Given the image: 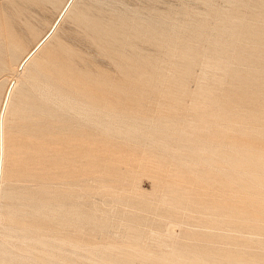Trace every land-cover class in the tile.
<instances>
[{
    "label": "rangeland",
    "instance_id": "374dc122",
    "mask_svg": "<svg viewBox=\"0 0 264 264\" xmlns=\"http://www.w3.org/2000/svg\"><path fill=\"white\" fill-rule=\"evenodd\" d=\"M22 1L0 0V6L2 9L7 7L12 11ZM57 1L53 0L41 10L38 20L34 22L27 37L19 43L20 52L26 48L32 49L38 37L48 30L58 14L55 4ZM121 6L129 10L145 11L146 8L155 6L169 15L172 26L183 21L196 24L207 17L208 22L212 23V15L217 9L232 13L231 6L224 0H78L77 8L62 26L59 36L60 45L48 60L62 62L66 60L64 56L68 59L76 56L83 60L80 65L83 64L95 72H103L105 77H110V74L115 76L112 72L115 64L109 55L110 52L118 53L120 68L132 64L134 58L124 51V47H120V40L113 34L120 30L121 25L127 24L120 18ZM183 8L187 11L185 16L181 14ZM246 18L252 24L264 26V18L256 21V16L250 12H246ZM86 25L93 29L88 31ZM187 30L183 29L180 35L185 34ZM95 37L103 43L97 42ZM67 49L69 52H66ZM154 57L157 59L156 56ZM167 63H163L166 65L163 67L160 62V67L161 74L170 76L173 81L168 84L169 87L155 84V81L150 86L133 83L122 72L116 76L120 78L121 116H127L129 122L139 119L146 126H156V128L161 125V121L169 120L173 116H180L185 120L194 118L196 111L191 106L194 92L203 74L204 61L200 59L194 65L192 76L185 88L187 92L182 96L181 102L173 95L178 89L175 81L185 64L184 56L178 58L173 56L172 63ZM233 68L238 69L242 75H247L250 71L241 59L233 60ZM218 74L225 76L223 71H219ZM10 78L8 72L0 75L1 89L5 88ZM165 88H170L171 95H160L158 91ZM215 88L221 102L229 110V115L209 118L213 122L211 129L202 133L206 140L222 143L216 152L215 163L210 164L206 159L192 161L189 168H183L185 173L180 170L183 175L181 179H179L181 175H178L179 178H175L176 180L172 179L175 175L172 174L175 173L174 170L178 171L180 168L173 170L171 168L176 166L177 162L169 159L165 164L161 162L162 165L160 156L163 152L159 147L151 144L147 135L138 137L128 135L122 131L120 124V133L104 136L101 150L84 151L79 137L70 131V126L60 117L57 107H49L40 102V104L34 103L35 107L43 110L41 112L37 109L38 112L31 105L27 106L22 100H18L10 119L12 156H10L8 175V187L10 190L14 186L17 187L18 193L5 200L0 239L7 241L16 252L26 253L29 247L38 246L35 241L39 237L50 242L66 238L76 244L73 246L76 250L73 264H142V261L154 264H217L220 254L229 259L233 256V252L243 253L241 258L247 260L251 256L249 261L255 257V261L262 264L264 215L251 218L256 227L239 228L228 225L233 214L224 216L223 222L214 221L219 218L214 206L227 197L228 202L231 201L230 205L233 203L244 205L245 209H253L254 206L264 207L262 202L264 188L257 182L253 183L249 190L235 185L219 189L216 183L220 178L225 177L219 170H226L229 167V164L220 161V158L238 144H248L258 152L263 151L264 154V96L262 100L254 101L256 98L252 96V87L240 92V83L228 77L224 85H217ZM253 108L259 110L258 117L254 120L247 117L253 113ZM75 125L76 123H72L73 127ZM178 125L174 126L173 130L180 131L185 125L184 121ZM43 142L51 151L46 160L39 153H34ZM158 164H161L165 171L157 172L156 169L161 168ZM157 166L159 167L155 168ZM176 167H180L179 164ZM168 170H171L170 173ZM243 170L251 172L259 179L264 178V170L256 168ZM180 171L177 173L179 174ZM26 174H30L31 177L27 178ZM46 175L48 180L43 182L42 177ZM159 182H162L163 186L168 182L177 185L180 183L182 188L187 189L184 190L187 197L178 205L182 206V209L177 207L178 211H175L177 210L175 205H172L175 208L166 205L170 202L164 205L161 200L165 191H160ZM43 184L54 192L53 198L61 207L55 212L45 210L42 213L44 215H35L31 212V208L44 201V194L41 191ZM105 184L112 185L109 191L110 185L107 189L104 187ZM25 186L28 187V192L20 193L19 190ZM255 189L260 191L256 192ZM69 192L75 200L76 206L72 208L73 212L85 213L84 220L88 218L86 221L68 220L69 208L64 204ZM159 201L163 202L162 205ZM51 213L55 220L47 218ZM130 221H133L134 228L139 231L129 228ZM167 224L174 226V230L168 228ZM81 228L83 231L80 232ZM158 233L159 237L162 236L158 237L160 241L162 238H167V233L170 235L175 233L167 238L171 239L172 246L161 244L156 238ZM163 242L169 243V241ZM37 253L40 257H44L42 252ZM147 255L150 257L146 258Z\"/></svg>",
    "mask_w": 264,
    "mask_h": 264
},
{
    "label": "bare ground",
    "instance_id": "6f19581e",
    "mask_svg": "<svg viewBox=\"0 0 264 264\" xmlns=\"http://www.w3.org/2000/svg\"><path fill=\"white\" fill-rule=\"evenodd\" d=\"M52 1L23 0L12 11L7 9V7H3L2 9L0 6V75L8 72L11 76L5 88H0V123L1 119L3 121V150H1L0 133V155L3 152L2 175L0 178V226L4 219L3 209L5 200L18 193L17 187L14 186L11 190L8 187L9 162L11 161L10 156H12L10 119L18 100H22L27 106L31 105L41 112L43 110L35 107L34 103L40 102L49 107H57L58 112L61 114L60 117L70 126V131L79 137L84 151L101 150L104 136L120 133L121 124L122 131L128 135L134 137L147 135L151 144L159 147L163 152L160 156V163L163 162L165 164L170 159L172 162H177L180 166L176 167L177 164L174 166V162V165L171 164V166H174L171 170L180 168L178 170L180 171L183 168H189L190 162L199 161L200 159H206L210 164L215 163L216 152L222 146V143L214 142V140H206L202 133L211 129L213 122L209 118L216 117V115H229L228 108L223 105L219 98L220 95L215 91L217 85H224L228 77L240 83V92H245L252 87V96L256 98L254 101H260L264 96V26L256 23L252 24L246 18V12L255 15L256 21L264 18V0H224V2H227L231 6L232 13H227L223 9H217L212 15V23L208 22L207 17L196 24L183 21L181 24L173 26L170 25L169 15L161 12L155 6L146 8V11L129 10L125 6H121L120 18L125 20L127 24L121 25L120 30L115 31L113 34L115 38L120 40V47H124V51L134 59L132 64H129L125 68H120L118 53L110 52L109 55L115 64V68L112 71L115 76L109 73L110 77H105L103 72H95L86 68L83 64L80 65L83 60L76 56L71 59L64 56L66 60L62 62L48 60V57L60 45L61 39L59 36L62 26L77 8L78 0H58L55 3L58 14L50 24L48 30L41 37H38L32 49L26 48L20 52L19 43L27 37L29 31L35 24L34 22L38 20L41 10H44ZM181 14L185 16L187 11L183 8ZM86 28L88 31L93 29V27H87V25ZM183 29L188 30L185 34L180 35ZM94 31L97 33L95 28ZM94 39L100 44L103 43L97 37ZM122 44L124 45L122 46ZM172 46L173 48H171ZM66 52H69L68 49ZM181 55L184 56L185 64L180 76L175 81L178 89H176L177 92L173 95L179 102H181L182 96L187 92L185 88L192 76L194 65L200 59L204 61L203 74L200 77L199 84H197L198 87L194 92L191 106L196 111L194 118L192 120H185L180 116H173L169 120L161 121V125L156 128V126H146L139 119H135L134 122H129L127 116H121L120 78L116 76L122 72L133 83L150 86L155 81V84L167 86L173 81L170 76L161 74L160 62L162 64L166 62L172 63L173 56H177L178 58ZM235 59H241L243 64L250 69L247 75H242L238 69L233 68V60ZM163 65V67L166 66L165 64ZM219 71H223L225 76L219 75ZM169 89L165 88L158 92L161 96H168L171 95ZM173 110L175 111V109ZM252 112L247 117L254 120L258 117L259 110L253 108ZM181 120L184 121L185 125L180 131L179 129L177 131L173 130L174 126L182 122ZM72 123H76L75 127L72 126ZM262 152H258L248 144L241 143L234 147L232 151L225 153L224 157L220 158V161H225L229 164V167L226 170H219L225 176L216 182L219 189L229 187V185H235L249 190L255 182L264 188V178L259 179L251 172H245L243 170L244 168H249V170L252 168L264 170V154ZM34 153H39L46 160L50 156L51 151L43 142L39 144ZM161 164L158 165L161 166ZM161 168L159 167L156 171L162 172L160 170H164L163 166ZM178 171L174 170L175 173L172 171L173 174H171H175L172 179L179 178L178 175H181V171L179 174L177 173ZM176 173L177 177H175ZM183 173H185L184 170ZM182 175L179 179H181ZM25 176L27 178L31 177L30 174H26ZM46 177L47 175L42 177L43 182L48 180ZM169 177L171 178L173 176ZM162 182H159L161 186L160 191H165V195L160 200L164 202V205L170 202L166 205H175L176 208L181 207L182 209V206L178 205L184 202V198L187 197V195L185 196L187 189L182 188V184L180 183L181 186L169 182L166 185L164 183L163 186L161 185ZM44 184L41 190L44 194V201L31 208V212L35 215H44L42 213L45 210L55 212L61 207L56 202V199L53 198L55 196L54 192ZM109 185L106 186L105 184L104 187L108 189ZM111 186L108 191L111 189ZM19 191L20 193L28 192V187L25 186V188H21ZM105 191L107 190L105 189ZM186 194L188 193L186 192ZM67 198L66 204L64 205L69 208L68 220H84L85 213L83 214L81 211L73 212L72 208L74 209L76 205L70 192ZM226 198H223V200L214 206V210L219 217L214 219V221L223 222L222 218L224 216L233 214L231 215L232 219L228 221V225L239 228L256 227L253 225L251 218L264 215L263 206H254L253 209H245L243 204V206L240 204L235 205L234 203L230 205L229 203L231 201L229 200L230 202H228ZM163 202L160 203L159 201L161 205ZM172 207L175 208L174 206ZM175 211H178V208ZM92 214L94 215V213ZM52 217V213L47 216L48 219L55 220ZM168 224V228H173L174 230V226ZM128 225L130 229L139 231L134 228L133 221H130ZM79 231H83V228ZM168 231L171 233L169 229ZM77 233L79 234L78 231ZM170 233H167L170 237L175 234L172 233L170 235ZM158 237L159 233L156 238ZM167 238L162 239L166 242L169 241V243H164L162 239L161 241L159 239L160 243L171 245V239L168 240ZM35 242L38 245L36 248L29 247L26 253H18L9 246L7 241L0 239V254H2L0 256V264H73L75 261L74 255H76V250L73 246L76 244H73L66 238H60L58 241L50 242L39 237ZM37 252H42L44 257H40ZM233 253V256L229 257V259L220 254L219 260L217 259V264H260L255 261V257L249 261L251 256L247 260L246 258L243 259L244 257L241 258L243 253L240 252L242 255ZM148 257L150 255H147L146 258ZM142 264L154 263L142 261ZM262 264H264V261Z\"/></svg>",
    "mask_w": 264,
    "mask_h": 264
},
{
    "label": "water",
    "instance_id": "95a60500",
    "mask_svg": "<svg viewBox=\"0 0 264 264\" xmlns=\"http://www.w3.org/2000/svg\"><path fill=\"white\" fill-rule=\"evenodd\" d=\"M0 133H1V150H3V121H2V119H1V123H0ZM2 163H3V152L0 155V178L2 175Z\"/></svg>",
    "mask_w": 264,
    "mask_h": 264
}]
</instances>
